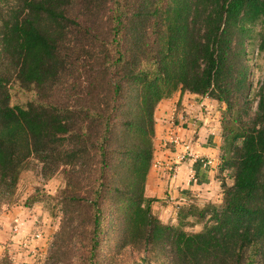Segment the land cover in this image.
I'll list each match as a JSON object with an SVG mask.
<instances>
[{
	"label": "trees",
	"instance_id": "16d2710c",
	"mask_svg": "<svg viewBox=\"0 0 264 264\" xmlns=\"http://www.w3.org/2000/svg\"><path fill=\"white\" fill-rule=\"evenodd\" d=\"M264 54V0H0V208L36 158L60 170L63 238L86 219L78 264H95L106 203L120 248L171 264H264V86L251 114L247 46ZM227 104L221 205L180 209L178 224L147 194L156 112L177 92ZM190 217L203 229L186 230ZM57 241L46 264H68ZM0 264H14L8 257Z\"/></svg>",
	"mask_w": 264,
	"mask_h": 264
},
{
	"label": "rangeland",
	"instance_id": "374dc122",
	"mask_svg": "<svg viewBox=\"0 0 264 264\" xmlns=\"http://www.w3.org/2000/svg\"><path fill=\"white\" fill-rule=\"evenodd\" d=\"M259 27L255 29V39L247 46L249 54V63L251 65L250 80L252 89L250 94L251 114L255 113L258 106V93L264 86V54L258 49L257 33ZM189 96L187 101L197 102L198 99H207L208 105L197 104L198 113L187 114L181 105L182 99ZM191 93L181 94L179 91L170 98L173 101V107L178 111L170 120H162L163 124L174 128L176 126L181 129V133L185 140L180 137L177 132L170 130V139L166 138V142L171 148L184 146V151L180 152V161L191 160L193 163H201L203 167L218 166L223 164L224 157L229 154V147L224 141V133L229 132L228 127L232 125V116L227 111V104L220 103L208 97L194 98ZM180 99L179 102H177ZM205 99V100H206ZM163 102V101H162ZM161 102V103H162ZM199 103V102H198ZM160 105L158 106L159 109ZM157 109V111H158ZM169 108L165 110L168 113ZM184 116L185 119L181 117ZM203 117V118H202ZM205 118V120H203ZM193 119V120H192ZM176 122V124L174 123ZM206 126L204 130L203 126ZM185 124V127L183 126ZM192 125V129L190 126ZM208 124V125H207ZM158 125V120L157 124ZM179 125V126H178ZM191 130V131H190ZM168 132L165 130L162 132ZM185 134V136H184ZM217 135V143L214 145L215 156L193 153L192 144L203 138L202 142L210 137ZM220 137V138H219ZM219 138V139H218ZM157 140V137H156ZM155 140V142H156ZM187 142V143H186ZM222 142V146L218 143ZM161 147H164L160 145ZM157 150V149H156ZM156 153V151H155ZM156 157V155H155ZM158 158L154 159L152 169H159L160 162ZM203 161V162H202ZM178 170V167L176 168ZM196 172V171H195ZM225 176H220L222 187L217 188V193L212 200L190 202L198 209H204L207 205H221L218 202V196L221 191L224 194V184L232 186L233 178L230 171H226ZM148 176V178H149ZM154 178L157 176L153 174ZM66 175L63 170L54 174L51 178H47L43 173V164L36 158H31L25 166L20 176L17 189L14 194L7 195L1 201L0 208V260L8 257L14 264H46V261L55 248L57 241L63 245V259L68 264H78L80 257L87 251L89 241L86 233V219H76L73 225L67 224L65 235L58 239V235L63 225V208L61 202V192L67 187ZM222 189V190H221ZM197 199V197L195 198ZM194 199V200H195ZM179 209L173 212V218L166 219L167 223L178 224L176 218L179 217ZM104 216L106 220L105 233L102 236L99 250L97 251L95 264H171V258H163L156 256L154 252L144 248L138 250L134 248H120L118 245L119 238L116 234L115 227L123 224L121 213L118 208L106 203L104 206ZM176 212L178 215H176ZM178 216V217H177ZM179 219V218H178ZM197 218L190 217L184 222L186 230L190 232H198L203 229V225L195 223ZM174 222V223H173ZM89 247V246H88Z\"/></svg>",
	"mask_w": 264,
	"mask_h": 264
},
{
	"label": "crops",
	"instance_id": "0c3cea01",
	"mask_svg": "<svg viewBox=\"0 0 264 264\" xmlns=\"http://www.w3.org/2000/svg\"><path fill=\"white\" fill-rule=\"evenodd\" d=\"M192 97L197 99H203L202 96L196 94H193ZM188 98L189 96L186 95V97L181 101V105L183 107H186L184 111L187 114L198 113L199 108L197 107V104H201L202 106L208 105L206 98H204V100L198 99L197 102H192L189 100L187 101ZM179 101L180 99L177 102ZM167 108H169V110L168 113L165 114V110H167ZM177 111L178 105L177 108H174L173 101L168 99L164 100L160 104V107L156 112V119L158 120V125L156 126L157 140L155 142V146L157 150L155 153V158H158V160H160L158 161L160 162V166L159 169L152 170L151 175L149 176L147 181L148 196L158 199V201L153 204V212L155 215L159 216L165 223H167L166 219H169L171 217L173 218V212L176 211L177 208L180 210L185 207L193 206L190 202H199L207 199L212 200L213 203H215L216 199H214L213 196L217 193V188L222 187V181L220 179V176H225L226 171H229L227 168L224 169V164L204 168L203 164H201L200 162L198 164L193 163L189 159L185 162L180 161V152L184 151L185 147L176 145V148H171L175 145H169L165 140L166 138H168V140L170 139V130H172L171 133L179 130L180 132L177 133L180 135L181 138H183V140H185L184 138L187 137L182 136L180 128H178V130L176 126L172 128L169 123L164 125L161 120L172 119L173 117H175ZM181 118L185 119L184 116H182ZM203 120H205V118ZM174 123L176 124V122ZM200 125L204 127L202 128V130L206 128V126L202 123ZM183 126H185V124ZM189 127H191L192 129L191 124ZM162 130H168V132L166 131L164 133L162 132ZM202 140L203 138H201V140L198 138V140H196L192 144V152L196 154L199 153L200 156H215L216 148H214V145L217 143V135L206 139L204 142H202ZM160 145L164 147H161ZM220 145L222 146V142L218 143V146ZM177 167L178 170L176 169ZM192 170L196 171L197 173V177L199 179L197 183L190 182ZM153 174L157 176L154 178ZM196 197L197 199H195ZM219 197L220 199H218V202L222 204L224 197L222 191L221 195L218 196V198ZM176 215H178L177 212ZM178 218L176 219L178 220Z\"/></svg>",
	"mask_w": 264,
	"mask_h": 264
},
{
	"label": "built area",
	"instance_id": "2783aa9c",
	"mask_svg": "<svg viewBox=\"0 0 264 264\" xmlns=\"http://www.w3.org/2000/svg\"><path fill=\"white\" fill-rule=\"evenodd\" d=\"M199 181L198 177H197V173L192 170L191 176H190V182H194L197 183Z\"/></svg>",
	"mask_w": 264,
	"mask_h": 264
}]
</instances>
